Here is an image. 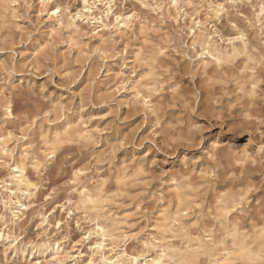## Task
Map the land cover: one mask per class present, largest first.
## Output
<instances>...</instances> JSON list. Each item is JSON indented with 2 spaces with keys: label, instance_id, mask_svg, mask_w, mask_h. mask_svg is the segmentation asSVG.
<instances>
[{
  "label": "clouds",
  "instance_id": "9594fccd",
  "mask_svg": "<svg viewBox=\"0 0 264 264\" xmlns=\"http://www.w3.org/2000/svg\"><path fill=\"white\" fill-rule=\"evenodd\" d=\"M0 264H264V0H0Z\"/></svg>",
  "mask_w": 264,
  "mask_h": 264
}]
</instances>
